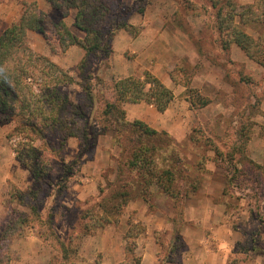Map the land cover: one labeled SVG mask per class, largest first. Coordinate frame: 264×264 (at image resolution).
<instances>
[{
  "label": "trees",
  "instance_id": "trees-1",
  "mask_svg": "<svg viewBox=\"0 0 264 264\" xmlns=\"http://www.w3.org/2000/svg\"><path fill=\"white\" fill-rule=\"evenodd\" d=\"M45 1L60 16L53 23L52 32L48 15L33 0L22 3L19 16L0 35V113L14 118L12 135L19 138L14 147L15 160L30 177L25 188L8 182L7 198L3 201L5 219L0 227V264H12L10 250L4 249L3 243L24 237L28 228L55 251L51 264H75L80 237L117 224L120 214L134 199H142L151 210L155 206L153 189L157 195L171 199L172 208H181L200 190L205 171L204 156L191 163L183 145L172 134L139 118L127 117V103L145 102L159 112L167 109L174 94L158 77L144 71L143 77L131 75L108 81L90 70L92 74L85 80H77L47 55L36 53L27 38L29 31L41 34L53 54L79 47L84 52L79 70L90 69V57H98L101 65L110 56L111 39L118 31L137 34V27L127 17L144 13L152 0H133L131 5L124 0ZM174 1L180 9L192 5L190 0ZM204 4L212 11L220 51L227 53L234 44L250 60L264 66V0L245 5L237 0H204ZM69 14L73 16L74 30L65 22ZM245 26L256 28L257 37L247 34ZM49 33L55 36L54 41ZM192 43L202 53L198 42ZM169 76L185 88L191 110L209 105L210 99L191 87L190 68L176 65ZM71 85L80 91H62ZM104 134L112 135V145L118 149L114 179L99 186L100 198L81 208L64 225L58 221L54 207L58 194L72 178L75 163L67 162L60 153L69 138L81 140L82 150L85 144L94 146V138ZM186 138L195 143L201 140L196 128ZM206 140L211 138L203 142ZM214 153L215 165L226 172L222 196L240 201L232 191L242 185L252 197L264 200V161L260 164L243 159L236 146L225 151L216 148ZM250 214L258 222L255 233L259 234L264 229V208ZM142 227L140 222L129 223L124 234V258L117 264H141L136 249L137 237L144 232ZM250 243L252 256L264 252L255 238H250ZM238 245L240 242L236 249ZM167 248L169 253L173 251L172 255L176 246L168 243ZM166 255V262H171L170 254ZM158 257L159 264H163ZM96 264L103 263L99 260Z\"/></svg>",
  "mask_w": 264,
  "mask_h": 264
},
{
  "label": "rangeland",
  "instance_id": "rangeland-1",
  "mask_svg": "<svg viewBox=\"0 0 264 264\" xmlns=\"http://www.w3.org/2000/svg\"><path fill=\"white\" fill-rule=\"evenodd\" d=\"M132 1L124 0L125 4L129 5L132 4ZM190 1L192 2L190 7L183 8L182 6L180 9L174 0H152L150 6L144 11V13L148 11L147 19L151 20L153 27L158 26L163 33L162 38L155 42L152 49L149 50L150 57L148 58H153L160 65L165 63L166 68L169 65L171 67L168 70L169 73L176 65L187 66L192 72L191 87L196 89L198 94L210 99V103L206 107L191 110L189 102L185 98L184 89L179 98L172 104L170 103L168 111L164 114L167 118L165 120L173 121L172 130L174 132H167L172 134L183 145L191 163L200 160L201 155L204 156L203 168L205 171L202 174L201 188L196 193V201L187 199L179 209L172 208L173 201L171 199L157 195V191L155 189L152 190L151 195H154L153 202L155 206L151 210L149 208L147 210L149 212H161L166 215L171 221V229L160 232L152 230L151 235L160 246L159 256L162 258L163 264L181 260L185 250L184 238L195 236L193 231L199 225L200 219L197 213L205 211L206 208L211 209V207L207 206L208 203L203 200L204 195L208 194L214 199L211 203L212 211H215L213 222H219L226 218L225 220L230 221L233 227L237 226L241 234L243 232L242 235H244L241 238L242 240L239 241L238 249L235 248L233 253L227 257L228 264L231 261L236 262V264H251V261L256 256H252L249 250L251 245L250 238H255L258 246L264 250V229L259 231V234L255 233L258 230V222L250 213H256L258 209L264 208V200H257L252 197L251 192L243 188L242 185L232 191L234 196L241 199L240 201L235 197L222 196V190L226 182V172L222 167L215 165L214 149L225 151L229 147L236 146V148L241 149L243 154L241 157L243 159L248 158L257 163H263L264 66L254 61L252 65L251 63L248 64L236 60L231 52L232 45L227 53L221 52L217 34L213 31L214 18L211 9L206 7L204 0ZM23 2L29 1H21L20 4L17 3V6L14 0H0V35L4 31H2L5 25L3 20L7 16L9 17V9L4 11V8L12 6L14 12L18 10V15L14 16L13 21L19 16ZM39 9L43 11L42 8ZM45 9H47L45 13L49 18L48 28L52 32V25L60 19V16L51 7L47 6ZM131 16L127 17L129 23ZM65 22L74 30L72 27V14L65 18ZM134 26L137 27L138 32L132 36L139 35L141 29H145V26L142 27V25ZM244 29L250 36L257 37L256 28L245 26ZM34 33L30 32L27 34L32 49L36 53L47 55L77 80H85L88 74H92L90 70H93L94 74L96 73L108 81L122 78L123 76L120 77L119 72L126 66H133L131 65L132 61L138 55V53H131L130 50L121 51L123 42H119L117 52H115L112 46L114 36L111 39L112 52L101 65L98 57H90V69L79 70V61L84 55L81 48L72 46L65 52L57 51L56 54H53L50 52L42 35L40 34V41H36L32 37ZM49 35L51 40L54 41L55 36L53 33H49ZM191 40L198 42L202 53L198 52L197 47L194 46ZM188 46H192L193 51H190ZM145 57L147 56L144 52L143 58ZM147 62V59L143 61L144 71H146L145 67L148 66ZM62 91L70 94L72 92L78 93L80 89L71 85L63 87ZM187 109L191 110V112H188ZM130 113L134 112L130 111ZM127 117L129 118V116ZM14 125V118L0 113V227H2L5 219L3 201L7 198L8 182L10 181L20 188H25L30 178L28 171L15 160L14 147L19 138L12 135ZM193 128H196L197 135L201 137L202 141L195 143L187 140L186 135ZM209 137L211 138L210 141L206 140L203 142V139L205 140ZM35 144L38 145L39 141ZM81 144V140L69 138L66 141V147L60 153L67 162L75 163L72 167L74 170L72 178L65 183V189L58 194L54 207L58 214V221L64 225H67L77 212L79 213L81 208H85L100 198L98 187H104L106 180L112 181L116 172L118 149L112 145V135L96 136L93 140L94 146L90 147L85 144L82 150ZM85 200L89 202L85 204L79 203ZM135 200H139L141 204L147 207L140 198L131 202ZM131 202L120 214L117 224H108L102 229L108 228L110 225H118L121 220H125V225H122V232L119 229L113 232V236H122L124 239L129 223L135 222L133 220L138 211V209H131ZM221 212L227 214L226 217ZM228 212H231L229 216ZM159 216L161 218L164 217L160 214ZM136 222H140L143 226L142 228H144V232L137 237V247L138 241L140 246L143 247L145 240H147V224L140 220ZM31 232L33 231L28 228L25 236L20 238L26 244L23 243L24 241L22 243L18 241L19 239L8 240L3 243V248L10 250L12 264H34V261L39 264H51L55 251L50 247L46 250L36 239L27 238L25 240L27 234H31ZM206 235L207 237L210 236L209 234ZM84 238L86 236L80 237L78 241V253L81 252V249L85 250L87 248L83 244ZM215 241H212V247H215ZM168 243L176 246L172 255L173 251L169 253L167 248ZM124 246L125 240L123 249ZM136 254L139 255L137 250ZM166 254H170L171 262H166ZM259 255L263 256V254ZM245 257L246 259L244 260L243 258ZM79 259L75 264H77ZM99 259L100 257L98 256Z\"/></svg>",
  "mask_w": 264,
  "mask_h": 264
},
{
  "label": "crops",
  "instance_id": "crops-1",
  "mask_svg": "<svg viewBox=\"0 0 264 264\" xmlns=\"http://www.w3.org/2000/svg\"><path fill=\"white\" fill-rule=\"evenodd\" d=\"M14 1H16V4H20V2L24 0ZM36 1L38 3L39 8H42L44 12H47V9L45 8H47V6L50 7L49 4L45 0ZM238 2L240 5H245L251 3L252 0H238ZM8 9L9 17L7 16V18L3 20V22H5V25L2 31L8 27V25L12 22L14 16L18 15V10L17 12H14L12 6L6 9L4 8V11H7ZM147 12L142 14H134L131 16V24L142 25V27L145 26V29L142 28L141 33H139V35L132 36L126 31L120 30L113 38L112 46L115 52H117V46H119V42H123V49L121 51L125 52L127 50H130L131 53H138V55L132 61L131 65L133 66L129 65L128 67L126 66L124 69H122L119 72L121 75L120 77H126L131 75L143 77V61L147 59L148 66L145 67L146 71H149L153 75L158 77L166 87L172 90L174 94V99L171 101L172 104L175 100L179 98L185 88L179 84H175L170 79L168 70H170L171 67H169V65L166 68L165 63H162L163 65H160L158 62L153 60V58H148L150 57L149 50L152 49L155 42L162 38L163 33L161 29L158 28V26L155 28L153 27L151 20L147 19ZM30 32L34 33L32 31H29L28 33ZM32 37L36 41H40L41 39V35L39 33H34ZM188 47L190 51H193L192 46ZM144 52L147 56L145 58H143ZM231 52L235 56L236 60H239L243 63H251L253 65V61L247 58L244 52L236 45L231 46ZM169 105L167 109L163 112L157 111L154 106L149 105L145 102L127 103L125 104L124 108L129 118H139L157 130H166L174 132L172 130L173 121L165 120L167 118L166 116H164V114L168 111V108L170 107ZM130 111L134 112L132 113L133 115L130 113ZM188 112H191V110H188ZM175 119L177 120V118ZM189 199H197L196 194L188 198V200ZM203 200L208 203L207 206L211 207V209L206 208L205 211H199L197 213L200 219L199 225L193 231L195 233V236H189V238H184L185 250L183 251L181 260L167 264H228L227 257L233 253L237 242L242 240L241 238H243L244 236L242 235L243 232L241 234L239 228L237 226L233 227L230 221L225 220L226 218L220 220L219 222H213V218L215 217V211H212L211 203L214 201V199L208 194H206L204 195ZM131 203V209H138L136 217L133 221L136 222L140 220L142 222H145L144 224H147V240H145V243L143 242V247L140 246L138 241V247L136 249L139 253V256L141 257V264H159L158 256L161 250L160 246L156 243L155 238L151 235V232L152 230L160 232L163 230L171 229V221L166 215L162 214L161 212H149L147 210V207L144 204H141L139 200H135ZM159 214L163 215L164 217L161 218ZM202 214L203 216L200 217V215ZM221 214L225 217L227 215L223 214V212H221ZM230 214L231 212H228V216ZM123 224L125 225V220H121L118 225H110L108 228L99 229L94 235L86 236V238H84L85 240L83 244L87 248L85 250L81 249V252H79L80 259L77 264H96V262L100 259L103 264H117L122 261L124 258V239L122 236H113V232L117 229H119V231L121 230L122 232ZM206 234H209L210 236L207 237ZM27 238H31V240L36 239L42 247H45L46 250L49 247L47 244L42 242L37 236H35L33 232H31V234L28 233L25 237V240ZM213 240H216L214 244L215 247L211 246L213 244ZM18 241L22 243V241L24 240L19 239ZM23 243L26 244L25 241ZM261 254H263V256L257 254L255 259L251 261V264H264V252ZM21 255L24 257L23 254ZM98 256L100 257L99 260ZM33 263L39 264L36 261H34Z\"/></svg>",
  "mask_w": 264,
  "mask_h": 264
}]
</instances>
